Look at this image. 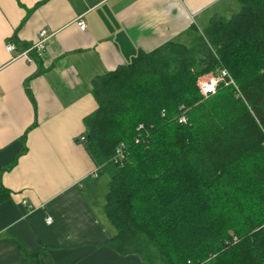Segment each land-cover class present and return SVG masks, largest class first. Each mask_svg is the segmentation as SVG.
<instances>
[{"label": "trees", "instance_id": "trees-1", "mask_svg": "<svg viewBox=\"0 0 264 264\" xmlns=\"http://www.w3.org/2000/svg\"><path fill=\"white\" fill-rule=\"evenodd\" d=\"M235 1V14L192 26L188 42L138 52L91 81L97 109L83 143L93 177L108 176L107 246L120 256L264 264V0ZM221 70L239 94L222 83L203 99L198 78Z\"/></svg>", "mask_w": 264, "mask_h": 264}, {"label": "crops", "instance_id": "crops-1", "mask_svg": "<svg viewBox=\"0 0 264 264\" xmlns=\"http://www.w3.org/2000/svg\"><path fill=\"white\" fill-rule=\"evenodd\" d=\"M238 9L235 0H0V264H141L107 246L106 190L80 141L97 109L91 81ZM42 30L49 37L29 63L20 55Z\"/></svg>", "mask_w": 264, "mask_h": 264}, {"label": "built area", "instance_id": "built-area-1", "mask_svg": "<svg viewBox=\"0 0 264 264\" xmlns=\"http://www.w3.org/2000/svg\"><path fill=\"white\" fill-rule=\"evenodd\" d=\"M78 26L82 31H84L86 29V25L82 21L78 22ZM48 37H49L48 31H46V30L40 31L37 35V39H36L35 43L32 44L30 47H28L26 49V51L23 52L20 56L25 58L27 60V62L32 63L34 60H33V58H31L29 56V53L34 52L39 57L41 55L42 50L45 47V43H46ZM6 50L9 52H14L16 50V47L13 44H8L6 46ZM222 83L226 86H233L235 88L236 92L239 94L238 87L236 86L235 82L232 80V78L230 77L229 73L226 70H221L216 75L209 74L206 77L198 78L197 87H198L199 93L203 97V99H207L216 93L217 88ZM181 109H183V107H181ZM178 122L181 124H185L187 122V119H186L184 114H182L179 117ZM80 141L85 142V137L84 136L81 137ZM117 157L122 158V154H121L120 149L117 150ZM116 159L117 158H114L115 162H116ZM95 173H96V171H95ZM46 222H47V224H51L52 219L50 217H47Z\"/></svg>", "mask_w": 264, "mask_h": 264}, {"label": "rangeland", "instance_id": "rangeland-1", "mask_svg": "<svg viewBox=\"0 0 264 264\" xmlns=\"http://www.w3.org/2000/svg\"><path fill=\"white\" fill-rule=\"evenodd\" d=\"M238 5V4H237ZM239 6V5H238ZM231 10V9H230ZM235 12V11H234ZM209 75V74H208ZM208 75H203V76H200L199 78H202V77H206V76H208ZM107 182H108V176H107V174L105 175V174H103L102 176H101V178L99 179V181H98V189H102V190H106V185H107ZM101 195V194H100Z\"/></svg>", "mask_w": 264, "mask_h": 264}]
</instances>
